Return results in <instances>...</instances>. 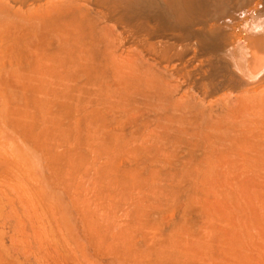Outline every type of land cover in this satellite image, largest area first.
Returning a JSON list of instances; mask_svg holds the SVG:
<instances>
[{"label":"bare ground","instance_id":"bare-ground-1","mask_svg":"<svg viewBox=\"0 0 264 264\" xmlns=\"http://www.w3.org/2000/svg\"><path fill=\"white\" fill-rule=\"evenodd\" d=\"M28 90L36 109L76 123L86 146L125 170L259 177L264 3L0 0V132L15 154L24 107L16 98ZM25 114L21 122L32 124ZM245 253L241 260L253 264Z\"/></svg>","mask_w":264,"mask_h":264},{"label":"rangeland","instance_id":"rangeland-1","mask_svg":"<svg viewBox=\"0 0 264 264\" xmlns=\"http://www.w3.org/2000/svg\"><path fill=\"white\" fill-rule=\"evenodd\" d=\"M21 93L17 105L32 110L21 105L18 120L27 113L35 125L18 122L16 154L0 132V264H245L243 252L264 264V175L125 170L86 146L76 123Z\"/></svg>","mask_w":264,"mask_h":264}]
</instances>
